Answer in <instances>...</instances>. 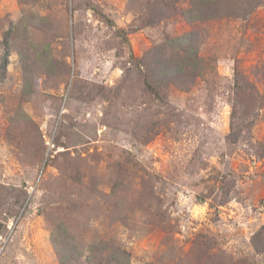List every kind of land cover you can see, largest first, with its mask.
Listing matches in <instances>:
<instances>
[{
	"label": "rangeland",
	"instance_id": "1",
	"mask_svg": "<svg viewBox=\"0 0 264 264\" xmlns=\"http://www.w3.org/2000/svg\"><path fill=\"white\" fill-rule=\"evenodd\" d=\"M184 2L0 0V264H59L54 238L65 264H264V0L192 24ZM186 35L201 76L160 101L141 63Z\"/></svg>",
	"mask_w": 264,
	"mask_h": 264
},
{
	"label": "trees",
	"instance_id": "2",
	"mask_svg": "<svg viewBox=\"0 0 264 264\" xmlns=\"http://www.w3.org/2000/svg\"><path fill=\"white\" fill-rule=\"evenodd\" d=\"M174 4L180 2V0H169ZM185 1L187 7L180 12L181 16L188 22L193 23L199 19L206 17L211 19H218L219 17L227 18V19H247L253 11L261 4L262 0H181ZM206 20V18H203ZM187 38L189 41L194 39V36L186 35L174 39H166L163 46L167 50V47L171 50L169 55L162 54L159 56L157 63H155L154 68L150 67L149 65L145 64L144 62L141 63L143 70L142 74L146 79V83L148 88H150L152 95L155 97L157 96L158 100H162L163 98L159 94V90L162 89L164 86V81L167 80L168 85H172L180 90H184L185 83L183 82L184 78L186 79L187 83L190 84L192 79L194 80L195 77H200L201 73L195 74L193 71L185 68L184 63L185 59H190L192 63H194L197 55V48L188 45V51L184 48L188 43V40L184 39ZM159 48V49H160ZM178 52H181V56ZM194 58V59H193ZM183 59V63L180 61ZM146 60V59H145ZM6 56L3 57V62L5 63ZM140 72V71H139ZM146 73H149L148 76ZM234 83L237 87L239 83V75L238 73H234ZM240 89L235 91V97H239L241 101L243 95L247 92L248 86L239 87ZM246 88V89H245ZM237 120L230 119V132L228 134V140L231 142H235L240 130H237ZM236 123V124H235ZM264 236V226L260 228V231L252 237V246L254 250L258 253L264 252V243L260 242ZM58 241L57 238H54L52 243H54L53 248L55 254L57 255L59 264H65L69 257L70 252L75 250L72 244L63 242V243H56ZM106 243L99 242L98 245L92 244L89 246L88 249V259L91 262L92 258L95 257V250H99L100 252H105ZM121 255H115L114 258L111 260L112 264H130L129 261L126 259V253L121 252ZM112 256V255H111Z\"/></svg>",
	"mask_w": 264,
	"mask_h": 264
}]
</instances>
